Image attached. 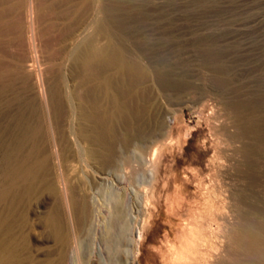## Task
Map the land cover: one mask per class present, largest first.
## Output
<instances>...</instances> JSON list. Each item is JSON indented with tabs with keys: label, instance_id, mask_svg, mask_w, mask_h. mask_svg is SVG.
I'll return each mask as SVG.
<instances>
[{
	"label": "rangeland",
	"instance_id": "1",
	"mask_svg": "<svg viewBox=\"0 0 264 264\" xmlns=\"http://www.w3.org/2000/svg\"><path fill=\"white\" fill-rule=\"evenodd\" d=\"M26 1L0 0V186H17L4 202L21 198L15 214L17 233L27 232V264H47L60 252L64 264H262L247 229L264 226V0H35L43 48L33 73ZM99 19L108 35H96ZM93 35L145 71L134 95L128 73L125 82L114 79L129 111L115 122L110 154L94 136L97 84L80 85ZM30 100L50 135L64 137L60 160L54 156L27 193L25 180L4 181L1 164ZM57 203L61 244L49 220Z\"/></svg>",
	"mask_w": 264,
	"mask_h": 264
},
{
	"label": "bare ground",
	"instance_id": "2",
	"mask_svg": "<svg viewBox=\"0 0 264 264\" xmlns=\"http://www.w3.org/2000/svg\"><path fill=\"white\" fill-rule=\"evenodd\" d=\"M39 1V0H38ZM42 1V0H41ZM40 1V3H41ZM60 1V0H59ZM80 1V0H79ZM37 2V1H36ZM50 2H52L50 0ZM63 2V0H62ZM82 2V1H81ZM47 3V2H46ZM54 3V2H53ZM57 3V1H56ZM55 3V4H56ZM90 3V2H89ZM93 3V1L91 2ZM104 2L100 3L99 5L103 4ZM37 4V3H36ZM78 4V3H77ZM81 4V3H80ZM85 4V3H84ZM94 4V3H93ZM106 4V2L104 3ZM12 5V4H11ZM26 18H27V44H28V49H29V53H30V58H29V63H28V69L29 66L32 65L34 66V64L32 62H34L36 59L37 60H41L38 58V51L43 48L41 47L38 50V47L41 45L39 44L38 46V37H39V26L37 25V17L39 16V12L38 9L36 10L37 6L35 5V0H27L26 1ZM52 5V4H51ZM61 5V4H60ZM99 5H98V9H99ZM46 6V4L44 5V7ZM49 6V3L48 5ZM56 6V5H55ZM79 8L76 9V11L78 9H81L80 6L78 5ZM84 6V5H83ZM81 6V7H83ZM93 6V5H92ZM107 6V5H105ZM41 7V6H40ZM91 7V5H90ZM103 7V6H102ZM51 8V7H50ZM54 8V7H53ZM96 8V6H95ZM92 8V9H95ZM45 9V8H43ZM56 9V8H55ZM73 9V8H72ZM75 9V8H74ZM84 9V8H83ZM91 9V8H90ZM91 9V10H92ZM113 9V8H112ZM47 10V9H46ZM50 10V9H49ZM60 10V9H59ZM86 10V8L84 9V11ZM101 10V9H100ZM107 10V9H105ZM51 11V10H50ZM54 11V10H53ZM75 11V12H76ZM83 11V10H81ZM83 11V12H84ZM89 11V10H88ZM87 11V12H88ZM99 11V10H98ZM104 11V10H103ZM101 11V12H103ZM36 12H38L37 17H36ZM41 12V11H40ZM79 12V10H78ZM93 12V11H92ZM100 12V13H101ZM56 13V12H55ZM53 13V14H55ZM67 13V12H66ZM89 13V12H88ZM107 13V11H106ZM68 14V13H67ZM70 15L73 14L69 13ZM103 15V14H102ZM105 15V14H104ZM67 16V15H66ZM76 16V15H74ZM73 16V17H74ZM113 16V15H112ZM41 17V16H40ZM44 17V16H43ZM65 15L63 17L64 20L65 19ZM72 18V17H71ZM42 19V18H41ZM68 20V17H67ZM66 20V21H67ZM72 20V19H71ZM39 21V18H38ZM62 21V20H61ZM107 20L104 19H99L97 20V28H96V35L99 33H105L107 34V23L105 22ZM110 21V20H109ZM49 22H51L49 20ZM53 22V21H52ZM72 22V21H71ZM82 22V21H81ZM45 23V22H44ZM48 23V22H47ZM74 22H72L73 24ZM87 24V22H85ZM89 23V22H88ZM75 24V23H74ZM78 24V23H77ZM76 24V25H77ZM45 25V24H44ZM73 26V25H72ZM78 26V25H77ZM83 26V25H81ZM87 26V25H86ZM76 27V26H75ZM85 27V26H84ZM49 28V27H48ZM87 29V27H85ZM45 31V30H44ZM47 31V30H46ZM76 31V30H75ZM54 32V31H53ZM42 33V32H41ZM51 33V32H50ZM49 33V34H50ZM83 33V32H82ZM44 34V33H43ZM70 34V33H69ZM79 35V34H78ZM81 35V34H80ZM79 35V36H80ZM96 35H93L90 39H88V41L86 42V46H85V50L82 53H80L81 56V70H82V75H83V80H82V85L83 87L86 88H91V83L92 82H96V86L94 85L95 88H98L99 90V94L98 96L95 97V99L93 100V106L95 108V118H96V122H97V134L95 136V140L99 143H103L106 146V151H108V153L110 154L112 151V147L115 143V122L117 123V120L119 119V117L121 116V114H123V112L125 110H128V108H126V105L120 100L119 97V93L117 94L116 90H115V86L114 83L116 84V82H114V79L116 78V76H121L124 79L125 77H127V73H128V77H127V83H125V85H127V90L128 92H130V94H135V90L137 89L136 87V83H137V77L136 76H140L143 75L145 73L144 69L142 68V66L140 67L138 64L133 63L132 61H128L127 59H125L122 56H116V48L113 47L114 44L111 43V41L108 42H104V45L102 43L98 44L97 41L103 40H97V38H95ZM104 35V34H103ZM42 36V35H41ZM49 36V35H48ZM89 36V35H88ZM100 36V35H99ZM102 37V36H101ZM64 38V37H63ZM81 39V38H79ZM78 39V40H79ZM105 39V38H104ZM39 38V42H40ZM55 40V38H54ZM44 41V40H43ZM76 41V40H74ZM106 41V40H105ZM45 42V41H44ZM52 41H49V43ZM82 41V45H83ZM43 43V42H42ZM66 43V42H65ZM107 43V44H106ZM116 43V42H115ZM44 44V43H43ZM42 44V45H43ZM85 44V42H84ZM48 45V44H47ZM47 45L46 48H47ZM44 46V48H45ZM49 46V45H48ZM55 46V45H54ZM61 46V45H60ZM78 47V46H77ZM57 48V47H55ZM83 50V47H80ZM50 49V47H49ZM42 50V49H41ZM40 50V51H41ZM45 50V49H44ZM57 49L54 50V52H51L53 54H55V51ZM61 50V49H60ZM66 50V48H65ZM77 49H75L76 51ZM119 50V49H118ZM122 50V49H121ZM51 51V49H50ZM81 51V50H80ZM43 52V51H42ZM66 52V51H65ZM79 52V51H77ZM68 53V51H67ZM66 53V54H67ZM65 54V55H66ZM74 56V53H72ZM63 55V53H62ZM64 55V56H65ZM68 55V54H67ZM77 55V53H76ZM75 55V56H76ZM63 56V58H65ZM78 56V55H77ZM41 57V56H40ZM53 57V56H52ZM116 57H118V60L116 61ZM54 58H56V56H54ZM59 58V56H58ZM62 58V59H63ZM76 58V57H75ZM80 58V57H78ZM77 58V59H78ZM36 60V61H37ZM52 60V59H51ZM49 59V61H51ZM54 60V59H53ZM52 60V61H53ZM32 61V62H31ZM56 61V60H55ZM59 61V59H58ZM63 61V60H62ZM78 61V60H77ZM76 61V62H77ZM136 61V60H135ZM134 61V62H135ZM36 63V62H35ZM38 63V61H37ZM74 63V62H73ZM79 63V62H77ZM21 64V63H20ZM52 64V63H51ZM55 64V62H54ZM62 64V63H61ZM76 64V63H75ZM74 64V65H75ZM78 65V64H77ZM76 66V65H75ZM52 67V66H51ZM61 67V65H60ZM63 67V66H62ZM80 67V66H79ZM116 68V71L113 69ZM35 68V67H34ZM30 69H33V67ZM29 69V70H30ZM53 69H55L53 67ZM62 69V68H61ZM111 69H113V73H111ZM35 70V69H34ZM33 70V71H34ZM39 70V69H38ZM21 71V70H20ZM19 71L18 75H21ZM32 71V70H30ZM32 71V73H33ZM44 71V70H43ZM53 71V70H52ZM51 71V72H52ZM65 71V70H64ZM77 71V70H76ZM40 72V71H39ZM63 72V71H62ZM31 73V74H32ZM38 73V72H37ZM64 73V72H63ZM55 74V73H54ZM57 74V73H56ZM51 75V74H50ZM53 75V74H52ZM65 75V74H64ZM67 76V75H66ZM118 76V77H119ZM30 77V76H29ZM39 78V76H37ZM41 80H42V75L40 76ZM48 77V76H47ZM65 77V76H64ZM63 77V78H64ZM33 78V77H32ZM36 78V77H35ZM28 79V78H27ZM48 79V78H47ZM117 79V78H116ZM66 80V79H65ZM37 81V80H36ZM46 81V80H45ZM57 82V81H56ZM125 82V79L124 81ZM122 82V83H123ZM24 83L26 84V86L28 85L26 82V79L24 78ZM42 83L44 84V81H42ZM36 84V82H35ZM42 84V85H43ZM124 85V84H123ZM36 86V85H35ZM40 86V85H39ZM54 86V85H53ZM66 86V85H65ZM119 86V82L118 85ZM92 87V88H94ZM120 87V86H119ZM27 88V87H26ZM43 88V87H42ZM61 88V87H60ZM124 88V87H123ZM34 89V88H33ZM40 89V88H39ZM77 89V88H76ZM30 90V89H29ZM28 90V91H29ZM37 89H35L36 91ZM44 90V89H43ZM61 90V89H60ZM59 90V91H60ZM63 90H66L65 88ZM87 90V89H86ZM90 90V89H89ZM54 91V90H53ZM67 91V90H66ZM88 91V90H87ZM125 91V90H124ZM27 92V91H26ZM41 92V91H40ZM65 92V91H64ZM91 92V91H90ZM37 93V92H36ZM42 93V92H41ZM53 93V92H52ZM35 94V93H34ZM50 94V93H49ZM62 94V93H61ZM64 94V93H63ZM129 94V95H130ZM42 95V94H41ZM47 94L45 93V96ZM75 95V94H74ZM122 95V93H121ZM29 96V95H28ZM32 96V95H31ZM34 96V95H33ZM58 96V95H57ZM62 96V95H61ZM125 96V95H124ZM30 97V96H29ZM41 97V96H40ZM38 97V98H40ZM44 97V96H43ZM73 97V96H72ZM85 97H87V95H85ZM129 97V96H128ZM135 97V96H134ZM31 98V97H30ZM47 98V97H46ZM89 98V97H88ZM131 98V97H130ZM71 99V97H70ZM45 100V99H44ZM49 100V99H48ZM47 100V101H48ZM59 100V98H58ZM52 100L48 101L49 103ZM75 101V100H73ZM86 101V100H85ZM84 101V102H85ZM128 101V100H127ZM132 101V100H131ZM40 102V101H39ZM82 102V99H81ZM27 103V101H26ZM45 103V101H44ZM47 103V102H46ZM83 103V102H82ZM131 103V102H130ZM42 104V103H40ZM48 104V103H47ZM84 105L86 103H83ZM27 109L24 111V113H22V117H18L17 120H15L14 123V128L12 130V132L10 131V129L8 130L9 132H11V140L8 146V149L6 151L4 160L2 162V168H3V175L5 177V180H8L9 178H12L15 176L19 177V179H16V182H18L21 179L25 180V184L26 188L24 189L25 186H23V189L26 190V192H31L34 190V186H35V181L38 180L40 173L44 170H50L51 169V162H53V158L54 156L59 159V157L61 156V152H62V146H61V141L63 139V135L59 134L58 136L55 137L54 134L51 135L48 131L47 125H46V121H45V117L42 111V108L33 100H30L27 104ZM83 105V106H84ZM48 106V105H47ZM79 106V105H78ZM86 106H88L86 104ZM130 108V107H129ZM73 109V108H72ZM78 109V108H77ZM49 110V107H48ZM47 110V111H48ZM52 110V109H51ZM93 110V109H92ZM55 120L59 121V118L61 117L62 111H61V107L59 105V103H57V106L55 107ZM80 111V110H79ZM87 111V110H86ZM129 111V110H128ZM50 110H49V115H50ZM75 112V111H74ZM84 112V111H83ZM132 112V110H131ZM4 113V112H3ZM66 113V112H65ZM72 113V112H71ZM90 113L92 114V111H90ZM126 113V111L124 112ZM134 113V112H133ZM132 113V114H133ZM7 114V113H6ZM89 114V113H88ZM129 114V113H128ZM13 115V114H12ZM11 115V117H12ZM48 115V114H47ZM48 115V116H49ZM73 115V114H72ZM75 115V114H74ZM3 116V115H2ZM7 116V115H6ZM19 116V115H18ZM70 116V115H68ZM92 116V115H91ZM94 116V114H93ZM72 117V116H71ZM124 117V116H123ZM132 117V116H131ZM51 120V117H49ZM48 118V120H49ZM2 119V118H1ZM72 119V118H71ZM85 119V118H84ZM87 119V118H86ZM88 120V119H87ZM53 121V118H52ZM82 121V120H81ZM90 121V120H89ZM91 122V121H90ZM122 123V122H121ZM52 123H50L51 125ZM70 124V123H69ZM91 123H89L90 125ZM81 125V124H80ZM88 125V126H89ZM70 126V125H69ZM83 126V125H82ZM117 126H119V124H117ZM8 127V126H7ZM50 127V126H49ZM52 127V128H51ZM51 130L53 129V126L51 125ZM6 128V127H5ZM94 128L96 129V126H94ZM119 128V127H118ZM55 129V128H54ZM92 129V128H91ZM4 130V129H3ZM7 131V129H6ZM54 132V130H53ZM52 132V133H53ZM72 132V131H71ZM95 132V131H94ZM70 133V132H69ZM91 133V131H90ZM87 134V133H86ZM92 134V133H91ZM54 135V136H53ZM3 136V135H2ZM1 136V137H2ZM128 136V135H127ZM119 137V134L117 136V138ZM122 137V136H121ZM120 138V137H119ZM52 139V140H51ZM93 139V138H92ZM118 141V139H116ZM90 142V141H89ZM95 142V141H94ZM76 143V142H75ZM93 143V142H92ZM92 146V145H91ZM95 146V145H94ZM92 148V147H91ZM89 149V148H88ZM105 149V148H104ZM101 150V149H100ZM104 153V151H103ZM85 154V153H84ZM90 154L91 155H97V151L96 150H90ZM63 156V155H62ZM62 158V157H61ZM60 160V159H59ZM60 163V161H58ZM58 163V164H59ZM56 165V164H55ZM61 166V165H59ZM62 167V166H61ZM60 167V170H61ZM56 168V167H55ZM59 168V167H58ZM59 170V171H60ZM62 172V170L60 171V173ZM60 175V174H59ZM62 175V174H61ZM63 176V175H62ZM3 177V179H4ZM14 178V179H15ZM58 178H61L60 176ZM63 179V177H62ZM11 180V179H10ZM9 180V182H10ZM66 180H63V183L65 184ZM12 182H15L12 180ZM23 182V181H22ZM59 182V181H58ZM21 183V182H20ZM3 184V182H2ZM17 184V183H16ZM22 186V183L20 184ZM54 185V184H53ZM52 185V186H53ZM67 185V184H65ZM64 185V186H65ZM10 186V187H9ZM52 191H56L57 187L54 188L52 187ZM15 187H17L16 185H3L2 187L0 186V264H27V232L24 233L23 235H20L17 233V227H18V220H17V216L15 214L16 209L19 207L20 205V199L19 196L17 195V193H15V195H17V197L14 196L15 200L9 202L7 205H5L6 202H4L6 200L5 197H8V192L13 190ZM20 187V186H19ZM50 188V189H51ZM62 188V187H61ZM66 187H64L65 189ZM16 189V188H15ZM14 189V190H15ZM20 188H18L19 191ZM17 190V189H16ZM15 190V192H16ZM17 191V192H18ZM58 191V190H57ZM21 193V191L19 192ZM27 193L25 195H27ZM32 193V192H31ZM56 193V192H55ZM67 193V192H66ZM11 194V193H9ZM8 195V196H6ZM20 195V194H19ZM21 197V195H20ZM13 198V199H14ZM7 201V200H6ZM6 207V209H2L1 207H3L4 205ZM22 204V203H21ZM2 205V206H1ZM62 205V204H61ZM61 205L59 203L55 204L50 212V223H51V230L56 238V240L60 243L61 240V232H62V209H61ZM21 206V205H20ZM4 207V208H5ZM70 207V206H69ZM68 207V208H69ZM2 209V210H1ZM70 209V208H69ZM47 224V223H46ZM248 232L249 234L252 236L253 240L250 243L251 248H255V253L253 254L256 259L264 264V226L263 225H251L248 227ZM52 234V233H51ZM71 236V235H69ZM69 238V237H68ZM69 240V239H68ZM67 241V240H66ZM71 241V240H69ZM70 243V242H69ZM23 244L25 245L24 249L26 251L25 256H22V250H23ZM61 244V243H60ZM63 247V246H62ZM66 247V245H65ZM64 251H66L64 249ZM59 253V252H58ZM65 257H66V253L65 252H60L58 254V257H56L55 259H52L51 261H47V264H64L65 261Z\"/></svg>",
	"mask_w": 264,
	"mask_h": 264
}]
</instances>
